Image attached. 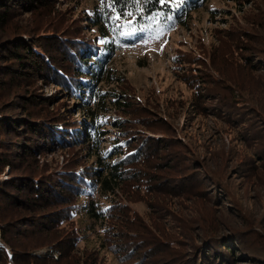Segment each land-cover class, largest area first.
Here are the masks:
<instances>
[{"label": "rangeland", "instance_id": "rangeland-1", "mask_svg": "<svg viewBox=\"0 0 264 264\" xmlns=\"http://www.w3.org/2000/svg\"><path fill=\"white\" fill-rule=\"evenodd\" d=\"M57 2L63 28L76 25L86 33L83 13L93 1ZM18 17L21 27L45 28L48 22L45 11H22ZM139 43L116 53L110 65L122 78L115 87L126 92L132 114L108 115L98 154L103 158L104 150L117 146L115 119L131 120L125 129L136 133L132 143L141 137L157 143L148 152L155 156L150 164L157 170L136 166L152 179L149 192L143 187L124 201L128 224L106 218L104 226H115L116 234L110 235L112 229L103 232L99 222L81 213L57 231L52 223L44 224L43 231V226H24L34 215L42 217V210L2 203L1 223L22 220L16 229L15 224L4 226L3 233H9L18 252L27 248L21 263L33 256V264H202L195 263L201 258L216 264H264V0H206L186 17L185 26L158 41ZM29 91L49 99L46 108L52 112L66 117L77 111L50 83L39 82ZM10 97L0 95V107ZM82 115L72 120L78 122ZM42 145L36 162L16 154L8 158L14 167L6 168L0 180L36 170L51 181L64 160L77 157L84 167L95 160L82 147L71 151L51 141ZM123 158L102 161L116 164ZM103 198V205L117 202L112 195ZM108 214L122 216L116 206ZM71 227L72 251L66 253L62 236ZM133 244L136 253H128ZM61 248L65 254L57 251ZM227 248L232 251L225 252Z\"/></svg>", "mask_w": 264, "mask_h": 264}, {"label": "trees", "instance_id": "trees-1", "mask_svg": "<svg viewBox=\"0 0 264 264\" xmlns=\"http://www.w3.org/2000/svg\"><path fill=\"white\" fill-rule=\"evenodd\" d=\"M92 1V6L83 13L88 28L83 34L81 27L76 25L63 28L57 0H0V36L3 37L0 39V95L11 96L0 107V176L6 168L14 167L8 159L14 154L22 161L32 158L36 162V153L41 157L40 147L47 141L63 150L82 147V151L91 152L95 157L88 167L79 165L77 157L64 160L66 165L51 181H46L45 175L36 170H25L17 178L9 176V179L0 180V205L14 203L19 204L17 208L29 206L44 212L42 217L34 215L27 219L24 226L33 229L43 226L46 231L44 224L52 223L57 231L58 225H67L81 213L99 222L103 232L112 229L110 235L116 234L115 226H104L106 218L128 224L124 201L136 196L143 187L149 192L148 183L152 179L146 176V169L136 166L157 170L158 165L150 164L154 162L151 157L155 156L148 153L157 143L143 137L137 144L132 143L137 135L125 129L126 122L131 123V120L115 119L111 125L120 131V139L116 141L117 146L111 144L104 150L103 158L99 157L106 136L102 129L108 126V115L112 111L132 114L126 92L115 87L120 86L122 78L114 74L110 65L116 53L134 50L146 39L158 41L169 31L185 26L186 17L206 2L184 0L177 5L175 0L164 3L161 0ZM22 11L47 12L46 27H21L17 20ZM88 32L92 35L88 36ZM39 82L54 85L65 100L77 107L76 113L64 117L48 110L50 100L29 91ZM104 85L112 89L105 90ZM78 114H83L81 120L73 121V116ZM119 155L124 156L119 163L103 164L102 159L112 160ZM110 195L117 199L114 204L123 218L106 217L115 206L103 205L101 199ZM21 221L0 222V264H33L36 259L31 256L24 261L28 257L25 255L27 248L18 252L9 233H3L4 226L15 224L13 228L16 229L17 222ZM73 229L71 227L67 235L63 233L62 236L66 253L72 251L68 236ZM136 248L133 244L128 253H136ZM62 250L57 251L65 254ZM226 251L232 250L227 248ZM20 256H25L24 263ZM198 260L195 263L216 264L214 260Z\"/></svg>", "mask_w": 264, "mask_h": 264}, {"label": "snow or ice", "instance_id": "snow-or-ice-1", "mask_svg": "<svg viewBox=\"0 0 264 264\" xmlns=\"http://www.w3.org/2000/svg\"><path fill=\"white\" fill-rule=\"evenodd\" d=\"M164 2H165V0H161V3H164ZM175 3H177V5H179V4L184 3V0H175Z\"/></svg>", "mask_w": 264, "mask_h": 264}]
</instances>
